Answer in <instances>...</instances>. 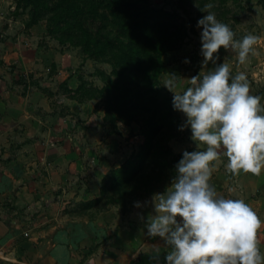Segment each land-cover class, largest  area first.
I'll use <instances>...</instances> for the list:
<instances>
[{"label": "crops", "instance_id": "obj_1", "mask_svg": "<svg viewBox=\"0 0 264 264\" xmlns=\"http://www.w3.org/2000/svg\"><path fill=\"white\" fill-rule=\"evenodd\" d=\"M3 46L0 43V264H164L168 246L163 238L146 235L144 227L154 213L153 196L124 213L112 204L86 205L99 197L101 179L130 155L119 154V149L98 154L110 139L98 137L99 129L91 125V99L74 98L81 76L69 74L47 84L40 71L49 52L32 46L25 49L30 53L18 54V46L7 42L6 52ZM30 54L34 57L26 59ZM10 61L12 76L3 67ZM18 72L25 80L15 77ZM31 73L34 83L27 77ZM67 81L69 96L59 88ZM187 144L196 146L186 142L184 150ZM226 164L222 156L216 174L231 181L217 193L243 198L264 220V170L259 176L233 175ZM257 235L264 253V224Z\"/></svg>", "mask_w": 264, "mask_h": 264}, {"label": "clouds", "instance_id": "obj_2", "mask_svg": "<svg viewBox=\"0 0 264 264\" xmlns=\"http://www.w3.org/2000/svg\"><path fill=\"white\" fill-rule=\"evenodd\" d=\"M212 8L211 2L203 5ZM203 12L197 27L204 70L191 76L190 86L182 91H173L184 79L180 75L170 73L164 82L174 94L173 109L186 117L179 129L189 128L191 139L199 143L182 152L172 182L154 194V213L147 216L144 227L146 235L163 238L168 246L164 264H264L257 235L264 220L243 198L219 195L210 183L222 156L233 175L259 176L264 170L262 97L251 93L246 72L233 75L229 62L217 63L223 47L235 51L238 63L245 64L264 38L252 32L236 38L214 11ZM134 204L141 207L140 201ZM160 252L153 250L157 256Z\"/></svg>", "mask_w": 264, "mask_h": 264}, {"label": "rangeland", "instance_id": "obj_3", "mask_svg": "<svg viewBox=\"0 0 264 264\" xmlns=\"http://www.w3.org/2000/svg\"><path fill=\"white\" fill-rule=\"evenodd\" d=\"M40 1L43 2L44 0ZM47 1H49L47 7H39L37 18L32 22L29 14L31 6L25 4L26 0H0V43L4 45L3 51L5 50L6 52L7 46H5V44L9 42L13 44L12 47L15 45L18 46V48H16L18 49V54L22 51L30 53L25 49H32V46L36 47L38 50L43 49L45 52H49L46 57L48 61L46 68L42 71L39 70L43 73L40 75L42 81L47 84L52 82L56 83L59 79L62 80L69 74L81 76V78L78 77L77 82L80 81V84L74 92V94L77 93L78 96L74 98L78 99L79 97L81 101L91 99L92 102H90V106L94 108V118H92L91 125L99 129L98 131L96 130L98 137L110 139L109 141H105L106 146L102 148V151L100 150L99 152V149H97L98 154L103 155V152H107L108 150L115 152L119 149V154L122 153L125 156H131L139 150L143 141L139 133V124L136 122L129 125L117 123V126L113 128L103 119L105 96L102 97L99 90L104 87V77L109 75L112 70L110 63L103 57H88L78 42L79 29L77 28V22L73 24L72 18L69 19L67 23H57L54 21L53 18L60 11L55 6L57 0ZM150 2L155 8H163L164 10L174 12L176 15L173 17L172 21L180 25V36L183 37L185 35L180 47L168 51L162 56L165 70L159 76L160 84L165 87L164 82L168 79L170 73H176L184 78L179 81L177 88L173 91H182L187 86H190L189 78L204 70V66L201 64L203 57L200 54L201 28L197 27L198 18L205 14L203 11H214L219 20L229 24L236 38H242L249 32L258 34L264 38V0H150ZM208 2L213 4V8L203 9V5ZM99 11L101 12L102 9L100 8ZM111 23V21H108L106 27H102V34L108 32L113 33V35L116 34L117 30ZM67 24L70 29H67ZM97 25L98 24H93L92 31L98 30ZM89 27L92 29L91 26ZM256 48L257 52L255 54H250L248 62L239 64L235 51L231 49L226 50L221 47L218 50L220 59L217 63L225 59L232 65L233 75L240 71L246 72L251 85V93L254 95H261V103L264 104V39L256 45ZM30 57L33 58L34 55L30 54V56H26L25 58L27 59ZM186 58L188 60L187 63H185ZM3 67L5 68L4 73L5 71L9 72L12 76L11 72L14 70V66H12L11 61L7 62V64H3ZM207 67H212L211 62H209ZM15 74V77L21 81L25 80L24 77H21V72ZM32 75L33 73H31L30 77L28 75L27 77L31 80V83H34ZM67 83L68 81L59 86L65 96H69L70 91L66 86ZM36 84L38 83L36 82ZM167 90L170 92L171 97H173V92L169 89ZM71 92L72 90L70 93ZM64 118L68 122L71 120L70 115L67 114ZM185 119L186 117L184 114L179 111V122L166 133V135H171L168 139V145L175 153H182L185 148L184 143L186 142L191 143V145L199 143L191 139L189 128L185 127L183 130L179 129L178 126L181 125ZM187 147L188 148L185 150L188 151L195 148V146H188V144ZM174 149L180 152H176ZM216 167L222 169L221 166L217 165ZM114 169L115 168L111 169L109 173ZM217 172H219V170H213L210 183L214 185L216 190L217 188L222 190L228 186V182L231 180L226 179V177H219L216 174ZM109 173L101 179L99 190L101 189L104 179L110 175ZM167 177L169 180L172 178L170 175ZM168 178L162 179L161 181L154 179V183L152 184L154 190L152 194H143L144 192L141 186L135 185L139 180H132V186L129 191L125 192V196L120 194L119 191L115 193L111 192L112 197L118 200L117 204L112 205L120 208L123 213L128 212L134 206V203L130 204L132 202L131 197L134 193L140 196L139 198L137 197L136 201L154 196L156 193L163 192L170 184ZM90 201H87V203ZM98 204L105 207L110 203H106V198H103Z\"/></svg>", "mask_w": 264, "mask_h": 264}, {"label": "trees", "instance_id": "obj_4", "mask_svg": "<svg viewBox=\"0 0 264 264\" xmlns=\"http://www.w3.org/2000/svg\"><path fill=\"white\" fill-rule=\"evenodd\" d=\"M25 4L31 6L34 22L38 8L47 7L49 1L26 0ZM55 6L60 11L54 21L67 23L72 18L78 24V42L84 53L90 58L103 57L112 67L99 90L105 96L104 121L113 128L117 123L136 122L143 138L139 150L104 179L99 197L86 204H98L103 198L117 204L111 192L125 196L132 180H139L135 185L141 186L143 194L153 193L154 179L161 181L170 175L171 183L182 153L172 151L168 145L171 135L166 133L179 122V111L173 109L171 94L159 76L165 70L162 56L180 47L185 36H180V25L172 21L176 14L153 7L150 0H57ZM108 21L115 26V35L101 33ZM93 24H98V30L92 31ZM137 197L134 193L130 204Z\"/></svg>", "mask_w": 264, "mask_h": 264}, {"label": "built area", "instance_id": "obj_5", "mask_svg": "<svg viewBox=\"0 0 264 264\" xmlns=\"http://www.w3.org/2000/svg\"><path fill=\"white\" fill-rule=\"evenodd\" d=\"M26 235V234H25Z\"/></svg>", "mask_w": 264, "mask_h": 264}]
</instances>
